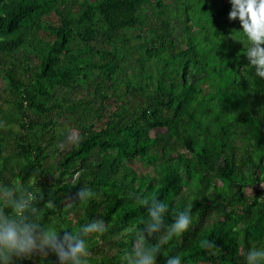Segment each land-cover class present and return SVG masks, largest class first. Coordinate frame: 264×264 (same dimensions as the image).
I'll list each match as a JSON object with an SVG mask.
<instances>
[{
  "label": "trees",
  "instance_id": "trees-1",
  "mask_svg": "<svg viewBox=\"0 0 264 264\" xmlns=\"http://www.w3.org/2000/svg\"><path fill=\"white\" fill-rule=\"evenodd\" d=\"M230 10V0H0V183L41 191L42 223L61 235L103 219L89 264L132 251L148 213L129 194L166 203L165 225L192 209L157 264H245L264 245V79ZM84 186L96 197L69 202ZM14 264L59 262L49 252Z\"/></svg>",
  "mask_w": 264,
  "mask_h": 264
},
{
  "label": "clouds",
  "instance_id": "clouds-1",
  "mask_svg": "<svg viewBox=\"0 0 264 264\" xmlns=\"http://www.w3.org/2000/svg\"><path fill=\"white\" fill-rule=\"evenodd\" d=\"M230 4L228 19H238L239 31L247 41L243 55L254 69V75L264 79V0H230ZM96 195L84 186L69 202L86 203ZM129 195L138 205L146 207L148 219L142 232L137 234L132 251L122 257V264H157L161 246L192 227V209L175 213L173 222L165 225L164 218L169 211L166 203L156 198ZM42 199L41 191L33 192L19 182L0 183V264H14L16 259L30 258L35 253L47 256L49 252L55 254L59 264H89V239L107 232L105 221L96 219L61 235L54 227L42 223L41 208L37 207ZM46 205L51 207L52 201ZM153 238L156 243L150 245L148 241ZM201 246L211 248L214 244L208 240ZM166 264H181V258L168 257ZM245 264H264V245L250 248L245 253Z\"/></svg>",
  "mask_w": 264,
  "mask_h": 264
},
{
  "label": "rangeland",
  "instance_id": "rangeland-1",
  "mask_svg": "<svg viewBox=\"0 0 264 264\" xmlns=\"http://www.w3.org/2000/svg\"><path fill=\"white\" fill-rule=\"evenodd\" d=\"M2 85V81L0 80V86ZM71 135H72V137H75V132H72L71 133ZM264 185V184H263ZM263 188V190H264V187H262Z\"/></svg>",
  "mask_w": 264,
  "mask_h": 264
}]
</instances>
